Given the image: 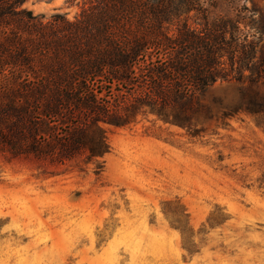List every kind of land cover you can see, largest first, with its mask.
Returning a JSON list of instances; mask_svg holds the SVG:
<instances>
[{"label": "rangeland", "instance_id": "rangeland-1", "mask_svg": "<svg viewBox=\"0 0 264 264\" xmlns=\"http://www.w3.org/2000/svg\"><path fill=\"white\" fill-rule=\"evenodd\" d=\"M28 0L74 19L82 0ZM264 0H218L235 15ZM264 83L220 81L192 128L155 115L112 128L104 168L0 158V264H264ZM51 171H55L52 175Z\"/></svg>", "mask_w": 264, "mask_h": 264}, {"label": "trees", "instance_id": "trees-1", "mask_svg": "<svg viewBox=\"0 0 264 264\" xmlns=\"http://www.w3.org/2000/svg\"><path fill=\"white\" fill-rule=\"evenodd\" d=\"M27 1L0 0V158L9 163L99 173L112 128L140 115L192 128L208 88L264 83L256 4L215 16L218 0H82L69 19L35 15ZM246 110L264 111V95L253 92Z\"/></svg>", "mask_w": 264, "mask_h": 264}]
</instances>
